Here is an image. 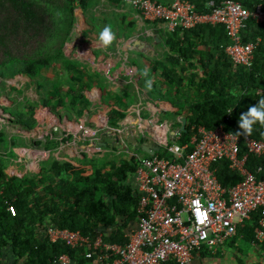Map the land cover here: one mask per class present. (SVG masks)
Masks as SVG:
<instances>
[{
  "label": "built area",
  "instance_id": "1",
  "mask_svg": "<svg viewBox=\"0 0 264 264\" xmlns=\"http://www.w3.org/2000/svg\"><path fill=\"white\" fill-rule=\"evenodd\" d=\"M122 1L131 4L145 20L161 21L172 32L202 24L223 25L231 41L226 52L236 64L252 66L257 47L264 43L260 36L245 42L242 35L249 20L264 24L261 4L248 9L237 0H208V11L201 13L189 0H173L167 4L158 0ZM65 44L63 60L97 69L117 86L133 85L138 96V103L128 108L133 121L114 125L110 119L112 107L102 101V91L98 88L87 91L92 102L88 111L92 116L88 114L87 118L75 120L40 104L35 122L23 131L38 141L50 142L49 146L19 147L20 159L30 156L39 161L62 160L71 168H85L88 175L92 173V166L84 164L85 158H100L108 153L134 157L137 169L132 185L138 196L137 219L125 229V243L106 241L110 229L100 230L91 238L80 230L54 225H47L44 230L48 239L73 249L84 247L88 258L95 257L104 264H167L170 261L193 264L196 253L207 248L215 254L226 240L238 233L240 225L259 212L255 243L263 244L264 167L259 166L255 173L246 162L251 155L264 158V137L242 139L226 130L223 124L214 128L195 125L190 141L181 142L183 127L172 129V124L160 119L158 112L144 117V108L151 100L143 96L136 68L127 59L117 69L111 52L98 57L90 43ZM10 123L11 116L0 107V125ZM106 137L109 141L105 142ZM140 139L150 147H160V151L153 155L140 154L137 150ZM130 144L134 146L131 150ZM66 147L72 148L69 156L61 153ZM160 152L169 156H160ZM224 159L243 177L230 187H225L216 173L215 163ZM197 209L204 213L203 218ZM8 211L13 216L17 214L11 202H8ZM53 264H75V261L63 253Z\"/></svg>",
  "mask_w": 264,
  "mask_h": 264
},
{
  "label": "trees",
  "instance_id": "2",
  "mask_svg": "<svg viewBox=\"0 0 264 264\" xmlns=\"http://www.w3.org/2000/svg\"><path fill=\"white\" fill-rule=\"evenodd\" d=\"M158 1L167 4L173 0ZM189 1L195 4L199 12L208 11V0ZM237 1L248 9H254L259 4L264 8V0ZM89 3L90 0H61L58 12L63 14L65 24L68 23L65 31L68 35L62 40V44L54 49L53 55L16 57L5 51L7 59L0 62V77L18 73L36 78L42 72L54 69L57 74L55 65L63 55L64 43L72 36L75 9L78 6L84 11ZM52 9H55V6L47 7L37 0H0V13L5 15L4 20H8H2L4 25L11 23L23 29L32 28L36 30L34 33L39 31L38 26L44 27V15L48 11L53 15ZM217 26L220 25L202 24L192 29L178 28L173 32L182 31L186 37L187 31L202 30L210 33L216 30ZM242 35L245 42L259 36L264 41V24L249 20ZM217 41L215 45L208 40L201 41L211 49L204 52L198 50L194 54L198 55L199 61L202 62L204 74L197 75L198 80L189 83L190 89H186V83L183 81V77L187 76L175 71V66H180L179 58L173 59L171 69L168 64L165 67L161 62L153 64L154 70L163 68L161 71L169 84L184 88V96L187 93L192 96V100L184 106L182 114L186 118V125L181 142H189L195 125L214 128L223 124L226 130L236 134L239 130L240 114L264 97V43L257 47L253 65L247 67L234 63L227 54L229 37L224 26ZM186 48L177 49L179 56L186 58ZM171 49H175L174 44H171ZM205 59H209L208 64L204 63ZM76 69L82 70L77 64H68L70 72ZM69 94L74 102L84 99L83 95L75 90ZM30 111H33V106ZM249 136L257 139L264 137V125H253V132ZM3 140L1 135L0 141ZM159 154L167 156L166 153ZM97 159H84V164L91 165L93 169L88 175L85 174V168L75 170L65 161H46L48 164L41 171L48 180L44 186L46 193L43 197L37 194L35 189L28 187L31 182L30 173L23 177L9 176L6 166L0 163V264H8L9 254L14 257L13 264H53L63 253H68L76 264H87L95 260V257L86 256L84 247L73 249L63 242H51L44 233L47 225L80 230L91 238H95L100 230L110 229L111 234L105 236L106 241H127L124 231L137 219L138 196L132 185V176L137 169L136 160L134 157L120 158L117 162H111L110 170H104L95 164ZM246 165L256 173L259 166L264 167V158L251 155ZM215 166L217 176L225 187L233 186L243 178L238 171L231 169L225 159L215 163ZM8 202L16 206L15 216L8 211ZM259 217V212H255L251 221H248L250 223H245L247 231L257 230ZM167 264L178 263L170 261Z\"/></svg>",
  "mask_w": 264,
  "mask_h": 264
},
{
  "label": "crops",
  "instance_id": "3",
  "mask_svg": "<svg viewBox=\"0 0 264 264\" xmlns=\"http://www.w3.org/2000/svg\"><path fill=\"white\" fill-rule=\"evenodd\" d=\"M106 2L110 3V7L114 9V11L117 13V15H119L121 19L115 30L116 39L112 42V44L105 47L101 43H99L97 41V33L99 31L97 30V28H94L93 25H91V27L88 24L86 25L84 23L83 9L79 8V10L76 8L75 11L77 14V22L79 23L80 21V26L76 22V28L74 27L72 36L67 40V42H69L68 46H72L73 44H78L80 42L90 43L89 45L93 47L94 53L98 57L105 54L106 52H111L115 55L113 58V62L116 65L117 69L122 65L123 59H127L129 63L136 68L137 76L142 82L144 92L143 96L146 97V99L151 100V102L148 104V107L146 106L144 108V117H148L149 115L158 112L160 113V119H167L172 124V129L179 128L180 126L183 127V121L181 120L182 118H184V116L182 115L184 112V106L188 101L192 100V96L189 93L184 96V88H179V86H177L176 84H169L168 80L164 77L161 71L163 70V68L160 67L157 70H154L153 64H155L156 62H161L164 63L163 66L165 67L168 64L171 69L173 59L175 60L176 57L179 58L180 66H175V71H178L179 73L187 76L186 78L183 77V81H185L187 89L191 81L198 80L197 75L202 76L204 74V66L202 65V62L199 61L198 55L194 54L198 50L200 52L208 51L211 49V47L203 44L201 41L208 40L213 45H215L218 42L217 40H219V38L221 37L223 26H217L216 30H212L210 31V33L209 31L204 32L202 30L187 31V36L185 37L182 31H168L164 23L161 21H146L147 23H149V25H146L145 21H143L142 17L140 16L139 11H137L131 4L127 2H124L122 0H106ZM92 29L97 33H94ZM75 33L77 36L74 35ZM230 42L231 41L229 39V44ZM65 43L64 46L66 45ZM171 44L175 45L174 50L171 49ZM179 47H187L185 50L186 58L179 56V54L177 53V49ZM204 63L208 64L209 59H205ZM68 64H77L79 67H81L82 71L88 77H90V85L85 87L83 90H79V93L83 95L84 99L74 103L71 101L69 104L72 109L74 108V112L76 113L75 115H71L53 108L45 101H37L35 105L29 106L27 110L22 109L24 113L28 114L30 119H28V121L25 123H21L11 112L10 109L13 108H9V106H7L9 108L8 109L7 107H5V104L9 105L8 98L3 96L0 97V107H2V109L11 116L12 122L21 124L19 128L16 127L17 131L19 132V134H22V136L30 140L29 145H24L21 147L39 146L40 148H48L49 146V144L47 143L50 142L38 141L30 135L31 133L28 134L23 131L25 127L35 122L36 110L40 104L47 105L48 107H50V109H52L53 112L59 115L68 116L75 120L87 118L88 114L92 116V113L88 112L92 102L87 97V91H90L94 88H98L100 89V91H102V101L112 107V110L110 112V119L114 125L119 126L121 124L125 125L132 123L133 117L132 114L128 112V108L131 107V105H135L136 103H138V96L136 95V91L133 85L129 84L117 86L113 83V81L108 79L103 72L94 68L89 69L87 66L76 63L69 59L63 60L61 57L58 63V67L61 73L65 74L66 76L70 72L68 70ZM5 78H9L8 83L10 89L19 91V83L24 82V80L28 81L30 77L24 74L17 73L10 74ZM102 81L108 83V86H106L107 84L100 85L99 83H101ZM96 83H98L99 85ZM150 86L157 87V90L153 91ZM188 89H190V87ZM128 97H134V102H128ZM60 102L62 106L63 101L60 100ZM79 103L83 104L81 105ZM32 106L33 111H30V107ZM119 113H121L122 115L120 116ZM177 114H179V116H177ZM8 125H0V134L1 131H4L2 130L3 127ZM112 138H114L113 135ZM104 140L105 142L109 141V137H106V139ZM144 141V139H140V145L137 148L139 153L141 152L142 155L148 154L142 147L144 145ZM1 143L2 142L0 141V144ZM131 145L133 146V144ZM139 147H141V149H139ZM18 148L16 147L14 149V157L12 156L10 158L11 162L10 164H8L6 172L9 176H17L16 174H12L13 172L18 173L21 177H23L28 173H25V171L18 169V166L16 165H11L13 162H18L19 164L22 162V159H20L21 155L18 154L17 151ZM61 153L63 156H69L72 153V148L66 147L61 151ZM107 155L116 154L108 153ZM107 155H104L102 157H105ZM0 156L4 159L6 158V156L2 155L1 153ZM82 161L85 162L84 159ZM45 163L46 160L42 162V165H40L41 168L37 169L36 171L41 172L43 168L45 169L48 162L46 164ZM73 169L76 170L80 168ZM73 171H71V175L73 174ZM248 221H251V219L245 221L242 225H240L238 233L230 239L226 240L224 244L219 247L218 251L215 252V254L209 251L207 248H204L202 251L196 253L193 264H263L262 261L264 257V242L261 245H257L255 243L254 235L256 233V229L254 230V232L247 231L248 229L245 226V223H247ZM108 234L110 235L111 232H108ZM7 262L8 264L14 263V257L12 254L8 255ZM87 264L104 263L95 259L91 262H88Z\"/></svg>",
  "mask_w": 264,
  "mask_h": 264
},
{
  "label": "rangeland",
  "instance_id": "4",
  "mask_svg": "<svg viewBox=\"0 0 264 264\" xmlns=\"http://www.w3.org/2000/svg\"><path fill=\"white\" fill-rule=\"evenodd\" d=\"M37 1L44 3L45 5H47V7L55 6V9H52L53 15L49 11L44 15V20L42 23L44 27L38 26L40 32L37 31L36 33H34L36 31L35 29H23V27H18L11 23L8 25H4L2 20H4L5 15L2 12L0 13V62L4 59H7V54L5 53V51H8V54L16 57L38 56L39 54L53 55L54 49L61 45L63 42L62 40H64L68 35L65 33L66 29L68 28V23L65 24V22L63 21V14L58 12L59 6L61 5V0ZM76 8L79 9L78 6ZM74 15V17L76 18H74L75 21L72 24V31L77 22L76 11ZM142 19L143 21H145L146 25H149V23L146 22L147 20H145L143 17ZM6 20H4V22H6ZM120 21L121 19L119 15H117L114 9L110 7V3L106 2V0H90L89 5L84 10V23L86 25H90V27L91 25H93L94 28H97L98 31L101 30L105 24H111L113 30L115 31ZM78 25L80 26V21ZM94 33L97 32L94 31ZM74 35H76V33ZM55 67L58 70L57 74L54 69L47 72H42L38 77L33 79L29 78L28 81L24 80V82L19 83V91L10 89L8 83L9 78L0 77V97L3 96L8 98L9 105L5 104V107L9 106V108H13L10 110L19 122L25 123L28 121V119H30L28 114L24 113L22 109L27 110L29 106L35 105L37 101H45L53 108L71 115L76 114L74 112V108L72 109V107L69 106L70 102L74 101L73 98L70 97L68 91L75 90L76 92H79V90H83L85 87L90 85V77H88L80 69L69 72L66 76L65 74L61 73L58 64H56ZM99 84H107L106 86H108V83H105V81H102ZM150 87L153 91L157 90V87ZM60 100L63 101L62 106ZM134 100V97H128L127 101L133 103ZM79 104L82 105L83 103ZM177 116H179V114H177ZM185 119L182 118L181 121H184ZM20 126V123L12 122L10 123V125L4 126L2 129L4 131H1L4 140L0 144V153L6 156V158L4 159L0 157V163L4 167L6 166V168L11 162L10 158L13 156L14 149L16 147L18 148L24 145H29L30 143V140L28 138H25L17 131L16 127L19 128ZM128 147L129 149L133 148L131 144L130 146L128 145ZM116 149L117 148L114 147V150ZM167 156L169 155L167 154ZM120 158L122 159L128 157L124 153H121V155H107L105 157L98 158L95 164L104 170H110L111 162H117ZM35 160L36 164L34 163ZM47 160L51 161L50 158ZM42 162L43 161H39V158L34 159L33 157L26 156L22 159V162L20 164L18 162H13L11 165H16L18 166V169L25 171V173H30L29 179L31 182L28 183V187L35 189L37 194H40L43 197V195L46 193V189L44 190V186L46 185L48 180L45 175H42L41 172L36 171L37 169L41 168L40 165H42Z\"/></svg>",
  "mask_w": 264,
  "mask_h": 264
},
{
  "label": "clouds",
  "instance_id": "5",
  "mask_svg": "<svg viewBox=\"0 0 264 264\" xmlns=\"http://www.w3.org/2000/svg\"><path fill=\"white\" fill-rule=\"evenodd\" d=\"M116 39V33L111 24H105L97 35V41L107 47ZM259 123L264 125V97L259 99L256 104L251 105L246 112H242L238 119V136L247 137L253 132V125ZM198 215L203 218L204 213L197 209Z\"/></svg>",
  "mask_w": 264,
  "mask_h": 264
},
{
  "label": "water",
  "instance_id": "6",
  "mask_svg": "<svg viewBox=\"0 0 264 264\" xmlns=\"http://www.w3.org/2000/svg\"><path fill=\"white\" fill-rule=\"evenodd\" d=\"M185 120L183 121V128H182L183 130H185V125H186ZM142 147L148 154H151V155H153L156 152L160 151V147H158V146L150 147L149 145L144 144Z\"/></svg>",
  "mask_w": 264,
  "mask_h": 264
}]
</instances>
